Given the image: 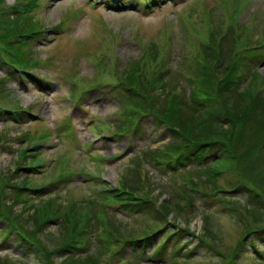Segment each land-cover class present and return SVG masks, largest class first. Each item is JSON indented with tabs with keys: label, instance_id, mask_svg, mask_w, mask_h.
<instances>
[{
	"label": "rangeland",
	"instance_id": "obj_1",
	"mask_svg": "<svg viewBox=\"0 0 264 264\" xmlns=\"http://www.w3.org/2000/svg\"><path fill=\"white\" fill-rule=\"evenodd\" d=\"M5 1L11 4L17 2V0ZM161 1V6L157 7L155 5L156 8L152 12L144 8L145 0H141L140 5H135L134 0H127L125 5L120 8H108L106 4H102L103 0L99 1L101 4L97 6H89L86 0L39 1L31 16L33 20H37L35 22H39L41 27L49 29V32L45 39V44L40 43L34 47L36 48L35 58L48 59V64L42 65L40 69L35 71L38 72V78L53 79L56 82V84L54 83L56 86L50 88L47 86L46 88L38 87L37 83H31L30 87H26L15 80L14 86H12L11 82L7 86L10 91L12 89L13 105H32L38 116L35 119L27 120V122L18 123L13 121L5 123L0 118V138L2 137L5 141L10 137L13 138L8 143L12 149L0 147V171L3 169V171L9 173L12 170L11 168L14 167L13 162L17 161L14 156L16 153L18 154V150L22 145L30 153L35 150V147L39 146L41 148L39 152L41 154L39 157L40 161L37 160L39 162L37 166L41 170L36 173L37 176L31 177L37 185L52 178L53 174L55 176L58 175V168L61 166L58 161L61 158L67 159L64 167L74 165L76 172L78 170L84 171V174L82 171H78L75 174L74 181L66 185L65 188H69L67 190L54 188L52 193L48 191V193L41 192L31 195L30 193H33V191H27V196H30V201L27 203L29 207L42 206L52 198L62 206H68V204L79 201H93L92 190L105 189L98 182L100 176L106 177L110 185L117 183V180L120 179L130 182L140 179L142 181L147 180L152 183L151 187H147V189L152 195H157V200L160 203L169 196L168 200L171 202L170 205L173 212L168 215L165 231L159 236L151 238L147 243L144 242L147 244L144 250L138 248L136 252L128 246L125 253L123 255L120 254L119 258L112 256L111 264H116L117 259H119L121 264H130L135 260L141 261L143 264H168L167 261L179 264H225L226 260L232 258L237 244L241 237L244 236L245 221L242 219L241 214L225 211L228 209L219 207L217 198H222V193L216 198L215 196H208V198L203 199V196L193 193L184 177L187 176L191 180H196V183L198 182L197 184L201 187L202 185H207V191L213 194L217 187L228 186L226 182L229 180H233L235 185L239 173L247 178L256 181L259 178V180L262 179L263 181L264 174H259L256 170L259 167H264V143L262 144V150H252L250 142L254 137L246 141L247 134L245 135V128H243L241 132L242 139L238 141V161L227 159L219 162L216 168L220 172V177H216L213 180L208 181L205 172L214 162L213 157L219 156L217 150L204 152L205 156H207L204 160L208 161L206 164L198 166L193 160H190L188 162L185 161L184 167L172 170V168L163 163L160 166L165 172H162L151 164L154 161L153 158L151 159L152 161L149 160V155L151 154L145 155L143 151L148 146L156 147L166 144V142L172 140V135L164 127L153 124L152 118L145 117L142 121L143 129L141 135L140 131H138L135 136L131 135L129 137L128 135L123 137V139L121 137V139L104 138V136L112 134V123L115 125L114 123L118 122V120L120 121L119 117L121 115L114 113L121 104L127 102L123 97L125 95L123 94L124 91L106 83L100 87L101 94L99 95L96 91L93 92L87 100L82 101V107L75 106L68 100L72 88L71 83L64 79L66 75L75 73L78 70L82 76L80 87L89 86L91 82L96 80L118 82L120 73L127 64L126 61L134 57L137 58L142 54V46L139 45L138 41H141L146 47L150 45L158 47L157 55L154 56L153 61L148 59L144 65L140 64L141 70L152 73L158 68V64L160 65V70L157 76H161L165 72L164 68L168 70V75L165 76L164 80L166 81V92L161 93L158 97V99L162 100L170 88L174 90L177 85L183 83L181 75L177 72V69L181 67L179 54L185 49L192 50L191 52L193 53L201 49L203 41L208 39L209 26L213 27V29L221 26L224 37H227L225 34H230L231 30H233V25L238 27L235 35L241 34V39L236 42L237 45L259 44L258 41H264V0ZM153 2L155 3V0H151L152 4ZM79 7L83 9L84 19L78 22L72 33L70 31L67 33L60 31L58 27L64 25V23L72 24L76 18L75 16L81 12L78 11ZM237 7H239V10L236 9ZM71 16H73V19L70 20ZM101 20L104 21L101 22ZM233 36L230 35V39L228 40L227 38L225 43L230 45ZM243 39L247 41H243ZM108 41L114 42L113 50H106L105 52L114 53V58L108 59L104 55L106 53H104L99 58L101 62L95 64V62L85 56L95 48H97L96 53L98 54L101 48L97 44H105ZM249 54H254V52L249 51ZM246 59L247 63H241L237 66L236 72L233 74V83L238 86V90H248L249 88L250 95H252L258 82L262 78L264 79V50L262 49V55L256 61H252L250 58ZM106 60H109L108 63H104ZM167 82H171V84ZM259 84L261 86L263 84L260 89L264 88V81ZM215 85L216 82L206 85L207 92L213 98ZM73 89L77 90L76 87ZM74 90L73 92H75ZM178 94H182L179 99L185 103L186 89L184 88ZM212 97L210 99H213ZM262 97L264 98V89H262ZM121 100L123 101L121 102ZM136 105L141 109L144 107L140 101ZM253 114L256 116L255 112ZM68 115L73 118L75 136H73V132L66 135H64V132L59 137L56 133L54 134L50 131L51 135L48 140L44 141L43 139L36 145L14 139L27 131L34 132L35 137L39 138L42 132L48 130L47 128L55 130L60 123L66 120ZM104 121H107L111 127L100 130L99 126L104 125ZM212 126L214 129H223L216 124H212ZM223 126L227 128L228 124L224 123ZM263 130L256 127L255 134ZM68 137L74 139L76 137L77 143L70 145ZM215 137L210 136V139ZM5 141L0 140V143ZM261 142H264L263 133ZM138 152H140L139 155L137 154ZM146 156L148 157L145 158ZM93 174H95V177H93ZM86 178H93L92 181L95 183L93 182L91 186ZM200 178H205L206 180H200ZM239 188L232 190L230 195L223 200L226 203L227 199L236 200L240 208L244 204L243 207L248 204L250 206L258 204L257 201L259 200H253L246 191ZM183 192H187L184 198L180 196ZM11 193L8 197L13 196ZM24 206L25 203L18 204L16 206L17 213L21 214L20 212L23 211L26 212L25 214L34 213L33 208L28 210ZM227 206L229 209L232 208L229 203H227ZM43 210L38 215L42 216L40 224L45 226L46 224L43 221H47L48 217H44L47 211L46 209ZM116 213L117 224L130 219L132 227L136 229H146L155 224L164 225V220L160 219L156 210L152 207L133 208L130 213L118 209ZM30 216H25L24 220L27 222L26 219H30ZM255 220L251 217L247 218L250 223ZM50 221L54 222H49V227H45V234L39 230L38 234L31 235L36 241L48 246L49 243L46 240V235H48L55 239V245H57L58 241L61 240V238H58L60 229L68 232L69 237L72 236L73 230L70 231L68 225L64 227L58 222V219H51ZM27 223L34 224L31 220ZM5 225L6 223H1L0 229ZM122 225L125 229L127 228L126 224ZM205 226L209 227L210 231L205 230ZM23 228L28 231V226ZM185 229L189 231H184ZM168 231H176V234H181V239L172 238L170 243H167L165 250H161L160 243L163 242L164 236L167 235ZM205 231L209 237L206 240L212 244V241L216 243L214 248L203 242L205 247L200 248L197 246L196 239L191 237L193 236L192 232ZM1 234L0 231V237ZM95 236V233L89 235L86 242H83L85 243L83 247L87 245L92 249V252H95V250L100 251L101 248L98 249L96 247L95 249L94 247V243H97V237L95 240ZM1 239L0 243L5 244L0 246V253L20 260L17 261V264H23V262L27 264H43L40 260L41 258L35 253L23 252V249H20L21 245L17 246L15 240L10 238L7 241H2ZM245 241L242 250L236 257V262L264 264V233L251 234L247 238L246 245ZM252 242L258 246L257 249L259 251L252 246ZM179 247L182 248L178 249ZM65 257L55 253L53 261L55 264H59Z\"/></svg>",
	"mask_w": 264,
	"mask_h": 264
},
{
	"label": "trees",
	"instance_id": "obj_2",
	"mask_svg": "<svg viewBox=\"0 0 264 264\" xmlns=\"http://www.w3.org/2000/svg\"><path fill=\"white\" fill-rule=\"evenodd\" d=\"M37 0H17V2L10 6L5 0H0V66H4L9 76H16V69H29L33 66H39V63L32 57L30 50L31 38L39 36L40 24L33 20L31 14L34 7L37 6ZM208 53L201 60L195 59L196 71L193 77L194 88L191 95H194L198 100L196 103L186 95V102L184 103L179 99V92L173 93V88L167 92L165 99H158V97L165 91L166 84L164 81L167 76V70L162 73L161 76H157L159 73L160 65L152 73L140 69V65H137L131 73H127L126 78L127 90L136 92L137 95L145 102V110L139 107L126 110L125 114L121 115L122 121L117 124L118 135H123L128 131L137 132L141 117L150 112L153 115L159 117L168 125L173 127L175 136L180 140L170 143L161 149H155V152L151 153V157L156 164H166L170 168H175L178 165H184L185 161L193 159V156L201 157L202 151L207 148L215 147L220 149L223 156L216 158V165L222 160L238 161V141L242 139V129L245 128V135L247 134V140H251V149L262 150V133L264 130L255 134L256 127L264 129V98L262 97V78L258 82L255 91L250 95L248 90H238V86L233 81V74L236 72L237 66L244 61L242 54L245 52L253 51L251 43L237 45L236 42L240 41L241 36L239 34L232 40V45L225 43L226 39L222 34L221 26L210 29ZM235 35V33H234ZM243 41H247L244 40ZM156 49L154 50V52ZM155 54L154 56H156ZM153 57V54H152ZM154 58V57H153ZM152 59V58H151ZM214 59V60H213ZM153 61V60H151ZM214 62V63H213ZM165 66V65H164ZM165 69V68H164ZM218 72V73H217ZM170 73V72H169ZM7 76L3 79L0 77V103L10 105L14 103L12 93L6 88L5 80L9 78ZM254 81V80H253ZM252 81V82H253ZM216 82L214 98L207 92L206 85ZM171 84V82H167ZM161 89L158 91V89ZM212 97L213 99H210ZM158 100V101H157ZM160 100V101H159ZM179 100V101H177ZM178 110V111H176ZM256 113V116L253 114ZM227 123L228 127L224 128L223 124ZM212 124L219 125L222 130L214 129ZM213 127V128H212ZM216 131V132H212ZM46 135L40 136L38 139H44ZM216 136L215 138H211ZM23 154V153H21ZM37 152L31 153L32 162L37 160ZM147 154V153H146ZM23 156V155H21ZM161 161V162H158ZM202 162V161H201ZM203 163H206L205 161ZM22 162H17V172L22 170ZM73 170L68 169L64 178L69 177ZM255 171V170H254ZM259 174H264V167H259L256 170ZM255 171V173H256ZM14 173V171H13ZM12 173V174H13ZM219 170L213 168L207 170L205 176L207 180H213L216 177H220ZM218 174V175H217ZM202 177V176H200ZM25 177L21 182H17L15 177L14 183L9 181H2L0 183V219L8 221L14 228L18 230H24L25 233L35 235L39 230L45 232V227L48 226L51 219H58V222L64 227L68 225L72 236L69 237L68 232L60 229V241L55 245V239L51 236H47L46 240L49 243L48 246H44L45 255L48 264H55L53 255H66L64 260L59 264H105L101 258V252H92V249L85 245L87 238L92 233H98L97 236H105L108 241L109 248L113 243L121 242V248L127 246L128 243L133 242L134 239L139 241H149L151 238H155L165 231L166 220L173 210L171 209V202L167 196L164 201L157 204V195H152L148 188L152 183L149 181L132 180L123 181L119 180V187L113 189L107 186V189L101 193H98L99 198H95L93 201H79L68 204V206H62L55 199H50L44 205L38 207H29L28 210L33 208V214H25L26 212L17 213L14 210V206L20 201L24 200L23 187H33L31 181ZM188 183V187L193 191L195 195L203 196V199L208 196H215L223 194V197L218 198L220 200V208L228 209L225 211H231L235 214H241L245 221L244 236L241 237L239 243L236 246L235 253L231 259L226 260L225 264H245L236 262V257L242 250L244 240L251 234L264 233V180L256 181L238 174L237 183L234 185L233 180L226 182V187H217L213 193L207 191V185L202 187L196 183V180H191L187 176L185 177ZM12 179V178H11ZM125 179V178H124ZM202 178H200L201 180ZM203 178L202 180H206ZM231 182V183H230ZM229 183V184H228ZM24 185V186H23ZM234 185V186H232ZM199 187V188H198ZM240 187L250 195V197L257 201L258 204L245 207H239L236 200L227 199L232 208H228L227 203L223 200L230 194V192ZM26 189V188H24ZM13 196L8 197L10 192ZM183 190V189H182ZM183 192L180 196L185 197ZM102 197V198H101ZM219 197V196H218ZM156 198V199H155ZM171 198V197H170ZM10 201V202H9ZM112 204L123 205L128 210L141 207H152L156 210V213L160 219L164 220V225H151L146 229L139 228H124L123 223L117 224V218L110 213L107 206ZM240 205V204H239ZM46 209L47 214L44 217H48L47 221H43L46 225L40 224V218L38 214L42 213ZM224 211V210H223ZM28 213V212H27ZM208 213V212H206ZM209 214V213H208ZM246 214H248L246 216ZM31 215V216H30ZM164 218H162V216ZM30 216V219L34 224L27 223L24 218ZM251 217L256 219L253 223L247 221V218ZM204 220V219H203ZM92 224V225H91ZM28 226V231L23 228ZM205 230L210 228L205 226ZM184 231H189L185 229ZM256 232V233H255ZM165 241L161 244L160 249L165 250L167 243L169 244L172 238L177 237L181 239V234H176V231H168ZM191 237H194L197 241V246L204 248L206 243L214 248L216 243L213 244L206 240L208 234L205 232H192ZM85 240V241H83ZM201 241V242H200ZM245 241V245H246ZM203 242V243H202ZM83 243V245H82ZM101 240V247L103 246ZM145 246V245H144ZM252 246L255 249L258 248L256 244L252 242ZM54 247V248H51ZM179 247L178 249H181ZM106 249V248H105ZM106 251V250H105ZM108 251V250H107ZM117 249H113V253ZM258 251V249H257ZM162 252V251H161ZM228 257V256H227ZM0 264H16L13 261L0 259ZM130 264H143L140 261H134ZM170 264H179L171 262Z\"/></svg>",
	"mask_w": 264,
	"mask_h": 264
}]
</instances>
